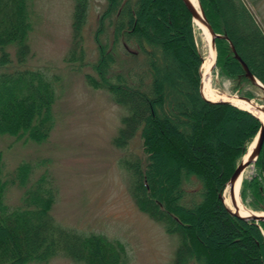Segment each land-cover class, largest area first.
I'll use <instances>...</instances> for the list:
<instances>
[{
    "label": "trees",
    "instance_id": "trees-1",
    "mask_svg": "<svg viewBox=\"0 0 264 264\" xmlns=\"http://www.w3.org/2000/svg\"><path fill=\"white\" fill-rule=\"evenodd\" d=\"M106 1L95 33L96 59L91 64L98 77L87 75V79L107 90L126 111L113 144L125 150L133 138L140 141L142 154L122 156L120 163L130 174L136 207L177 237L169 264H264V222L257 225L232 216L220 196L260 121L244 109L211 103L201 96L202 56L194 41L192 17L181 0ZM199 1L214 31L228 37L264 84V32L246 3ZM88 2H74L76 48L69 58L78 65L84 64L79 33ZM107 29L110 37L105 38ZM29 30L27 0H0V68L11 61L10 45L15 48L16 64L26 62ZM169 30L178 31L180 39L170 37ZM130 43L135 44L136 59H140L136 73L110 74L115 47ZM216 46L222 73L236 82L235 87L247 83L229 43L216 39ZM172 60L180 69L172 66ZM7 70L0 72V135L41 142L53 127L54 86L38 69ZM181 71L186 83L180 85ZM233 116L237 118L235 130L229 134L225 127ZM254 165L258 174L247 186L252 206L264 210V143ZM32 168L22 162L6 178L0 157V264L41 263L58 254L81 264H121L123 253L117 244L56 222L50 213L53 189L44 174L30 182ZM10 184L24 188L19 206L10 207L4 200ZM187 184L198 187L187 190ZM245 185L246 180L242 196Z\"/></svg>",
    "mask_w": 264,
    "mask_h": 264
},
{
    "label": "rangeland",
    "instance_id": "rangeland-1",
    "mask_svg": "<svg viewBox=\"0 0 264 264\" xmlns=\"http://www.w3.org/2000/svg\"><path fill=\"white\" fill-rule=\"evenodd\" d=\"M88 1L86 22L79 33L85 49L84 64L78 65L70 62L69 58L76 48L72 32L75 0H27L30 30L26 33V40L30 47L29 56L23 65H17L15 48L13 45L8 46L11 61L0 68V72L20 67L38 69L45 73L55 90L51 111L53 127L41 142L18 140L8 134L0 135L4 175L11 178L20 163H30L33 167L30 182L44 174L53 189L55 202L50 213L56 222L84 234L101 235L112 245L117 244L123 253L121 264H169L178 243L177 237L165 232L162 223L136 207L129 188L130 174L120 163L122 156L142 154L140 141L133 138L125 150L113 144L126 111L113 102L107 90L90 84L87 79V75L98 77L91 64L97 54L95 33L99 15L107 5L106 0ZM242 1L264 32V0ZM192 32L203 61L207 49L193 20ZM108 35L110 37L107 29L105 38ZM169 36L180 39L181 34L169 30ZM114 59L110 74L136 73V65L140 62V59H136V46L132 43L117 45ZM217 59L215 70L211 71V84L220 93V97L222 94L245 93H249L252 98L262 97L263 93L248 82L235 87L236 82L226 77L217 67ZM171 64L175 69H180L178 62L172 60ZM181 72L177 76L180 85L186 83L185 73ZM217 100H222V97ZM236 121V116L228 121L226 133L235 130ZM255 137L247 145L246 151ZM257 174L255 165L249 166L242 180H246L245 199L241 188L239 192L242 202L249 209L263 212L252 206L253 198L247 186ZM197 187L186 185L187 190ZM23 191L24 188L17 184H10L4 195L6 204L10 207L19 206ZM214 229L211 233L215 232ZM29 264L81 263L58 254L47 261Z\"/></svg>",
    "mask_w": 264,
    "mask_h": 264
},
{
    "label": "water",
    "instance_id": "water-1",
    "mask_svg": "<svg viewBox=\"0 0 264 264\" xmlns=\"http://www.w3.org/2000/svg\"><path fill=\"white\" fill-rule=\"evenodd\" d=\"M181 1L184 4V6L186 7L187 11L190 13L192 20L193 21L195 19L201 20V22L206 25V27L208 28V30L211 34L210 44H211V48H212L213 55H214V62H213L212 67H216V59H217L216 39H224L229 43V47L231 49L232 55L241 65L244 76L247 78L249 84H251L255 87L259 86V88H261L263 90V95L260 99L250 98V97H247V96H244L241 94H228L227 99L210 100V99L206 98L203 94V78H204V75L202 73V65H201L200 66V70H201L200 71V85H199V91H200L201 96L206 101L211 102V103L220 102V103H227V104H230L233 106H237L236 102H238V101L245 102L253 110L264 115V84L250 71L247 64L242 60V58L236 52L234 45L228 39V37L225 34H219V33H216L214 31V29L210 25L209 21L207 20V17H206L205 12H204L201 4H200V1L198 0L200 12H201L200 15L196 11V8L194 7L193 3L190 0H181ZM203 61H202V63H203ZM225 95H227V94H225ZM261 100L263 101V103L260 102ZM237 107H239V106H237ZM239 108H242V107H239ZM242 109H244V108H242ZM245 110H247L248 112L253 114L256 118H259L251 110H248V109H245ZM258 120L260 121V128H259V130L256 134V137L252 143L253 145L251 144V146H252L251 151L250 152L247 151L245 153V155L243 156V158L238 162L235 170L233 171L232 175L230 176L229 180L226 183V189L220 195L223 203L225 204L224 195H225V191L227 190L229 204L234 209L229 208L226 204H225V206L227 208V211L232 216L237 217L239 219L252 220L257 225H259L260 222H264V213L263 214L252 213V214H249L247 217L241 216L237 211V199H236V195H235V186H236V182L239 180V178L242 176V174H244L246 169L249 166L254 165L255 162L257 161L259 155H260V152H261V149H262V146L264 143V120L263 121L260 119H258ZM245 156H247V157H245ZM242 180H243V178H241V182H242ZM239 195H240V192H239ZM240 198H241V196H240ZM263 212H264V210H263Z\"/></svg>",
    "mask_w": 264,
    "mask_h": 264
},
{
    "label": "bare ground",
    "instance_id": "bare-ground-1",
    "mask_svg": "<svg viewBox=\"0 0 264 264\" xmlns=\"http://www.w3.org/2000/svg\"><path fill=\"white\" fill-rule=\"evenodd\" d=\"M194 7L196 8V11L198 12V14L200 15L201 12H200V7H199V4H198V0H190ZM194 26L195 28L200 32L203 40H204V43H205V47L207 49V56L205 57L203 63H202V73L204 75V78H203V94L206 98L210 99V100H217L218 98H221L222 99H227V95H221L220 97V93H218L212 86L211 84V81H212V74H211V70L214 71L215 70V67H212L213 66V62H214V55H213V51H212V48H211V44H210V38H211V34L208 30V28L206 27L205 24H203L201 22V20L199 19H195L194 20ZM259 89V91L261 93H263V90L261 88L256 87ZM263 95V94H262ZM236 105L239 106V107H242L244 109H248V110H251L256 116H258L260 120H264V115L253 110L248 104H246L245 102H236ZM253 145V144H252ZM251 148L252 146H250L247 151L250 152L251 151ZM246 151V152H247ZM249 154V153H248ZM247 157V156H245ZM241 178H243V174L242 176L239 178V180L236 182V186H235V195H236V199H237V211L238 213L241 215V216H244V217H247L249 214H252V213H258V214H263L264 212H255L251 209H249L243 202H242V199L240 198V195H239V190L240 188H242V185H243V182H241ZM224 202L225 204L231 208V209H234L230 204H229V199H228V195H227V192H225V195H224Z\"/></svg>",
    "mask_w": 264,
    "mask_h": 264
}]
</instances>
